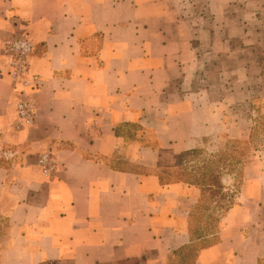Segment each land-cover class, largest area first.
Returning a JSON list of instances; mask_svg holds the SVG:
<instances>
[{
  "label": "crops",
  "instance_id": "obj_1",
  "mask_svg": "<svg viewBox=\"0 0 264 264\" xmlns=\"http://www.w3.org/2000/svg\"><path fill=\"white\" fill-rule=\"evenodd\" d=\"M242 14L264 0H0V264H264L263 170L223 176L218 218L176 177L179 154L227 131L196 81ZM17 37L39 84L21 130L1 56Z\"/></svg>",
  "mask_w": 264,
  "mask_h": 264
},
{
  "label": "rangeland",
  "instance_id": "obj_2",
  "mask_svg": "<svg viewBox=\"0 0 264 264\" xmlns=\"http://www.w3.org/2000/svg\"><path fill=\"white\" fill-rule=\"evenodd\" d=\"M233 18L235 22H229L232 28L214 32V40L224 37L219 61L209 64L206 77L196 81V87L209 89L212 104L225 105L227 131L207 138L197 147L198 154L187 158V169H178V172H192L193 168L202 171L213 155L232 152L233 142L249 139L252 126L264 115V14ZM263 138L264 130H259L247 153V165L264 171ZM218 166L222 167L221 163Z\"/></svg>",
  "mask_w": 264,
  "mask_h": 264
},
{
  "label": "trees",
  "instance_id": "obj_3",
  "mask_svg": "<svg viewBox=\"0 0 264 264\" xmlns=\"http://www.w3.org/2000/svg\"><path fill=\"white\" fill-rule=\"evenodd\" d=\"M259 130H264V115L252 126L249 139L235 140L233 142L232 152H220L213 155L212 158L207 159L206 165L204 164L202 167V171L196 168H193L194 170L192 172L187 170L178 172L177 170L176 177L178 179L195 184L202 189V198L198 211L201 213L204 210L206 212L212 210L211 213L205 214L206 212H203L201 213L202 215L210 216L208 218H218L222 214V211H225L230 206L232 203V193L224 191L222 178L225 174L232 173H235L238 179L242 178L243 169L249 159L247 153L253 146L255 136ZM262 144L264 146L263 142ZM198 152L199 150L194 148L179 154L176 159L177 168L187 169V166L185 167L188 162L187 158L189 156H195ZM218 163H221L222 167H219ZM213 203H215L214 206ZM195 218H198L196 214Z\"/></svg>",
  "mask_w": 264,
  "mask_h": 264
},
{
  "label": "built area",
  "instance_id": "obj_4",
  "mask_svg": "<svg viewBox=\"0 0 264 264\" xmlns=\"http://www.w3.org/2000/svg\"><path fill=\"white\" fill-rule=\"evenodd\" d=\"M34 44L26 37L8 39L1 56L6 73L13 83L16 100V128L21 130L31 126L36 118V102L31 91L38 87V77L32 71L31 55ZM41 172L49 177L56 173L59 163L51 152H44L39 158Z\"/></svg>",
  "mask_w": 264,
  "mask_h": 264
}]
</instances>
